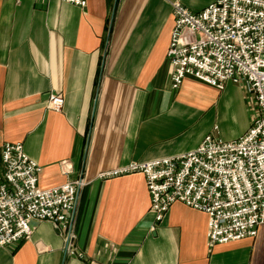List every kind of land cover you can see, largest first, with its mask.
<instances>
[{
	"label": "crops",
	"instance_id": "obj_1",
	"mask_svg": "<svg viewBox=\"0 0 264 264\" xmlns=\"http://www.w3.org/2000/svg\"><path fill=\"white\" fill-rule=\"evenodd\" d=\"M174 1L199 11L215 0H0V178L2 146L18 141L42 166L41 187L84 175L75 242L99 264H264V224L211 247L207 213L176 202L156 222L143 173L100 176L249 129L245 86L187 76L172 88ZM52 92L61 110L47 106ZM33 225L29 239L0 246V264H87L51 221Z\"/></svg>",
	"mask_w": 264,
	"mask_h": 264
},
{
	"label": "built area",
	"instance_id": "obj_2",
	"mask_svg": "<svg viewBox=\"0 0 264 264\" xmlns=\"http://www.w3.org/2000/svg\"><path fill=\"white\" fill-rule=\"evenodd\" d=\"M64 1L82 7L88 3ZM172 6L175 24L168 50L172 88L178 89L187 76L218 89L231 81L245 86L260 115L238 138L208 134L191 151L133 160L100 176L143 173L156 222L176 202L207 213L211 247L255 237L264 224V0H215L199 11L181 1ZM64 101L62 93L52 92L47 106L61 110ZM2 160L0 246L21 244L31 237L34 221L47 220L63 236L65 252L85 258L75 242V213L87 185L85 176L41 187L42 166L21 141L6 142ZM85 259L87 264H99Z\"/></svg>",
	"mask_w": 264,
	"mask_h": 264
},
{
	"label": "rangeland",
	"instance_id": "obj_3",
	"mask_svg": "<svg viewBox=\"0 0 264 264\" xmlns=\"http://www.w3.org/2000/svg\"><path fill=\"white\" fill-rule=\"evenodd\" d=\"M250 115H251V124H250V126H251L252 123L254 122V120L260 115L259 107L256 106V104H254V103L251 104Z\"/></svg>",
	"mask_w": 264,
	"mask_h": 264
}]
</instances>
